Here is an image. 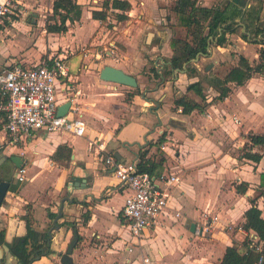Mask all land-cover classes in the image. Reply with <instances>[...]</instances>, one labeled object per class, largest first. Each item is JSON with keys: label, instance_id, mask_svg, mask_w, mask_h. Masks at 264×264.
Masks as SVG:
<instances>
[{"label": "crops", "instance_id": "obj_1", "mask_svg": "<svg viewBox=\"0 0 264 264\" xmlns=\"http://www.w3.org/2000/svg\"><path fill=\"white\" fill-rule=\"evenodd\" d=\"M20 1L23 10L33 2ZM103 1L76 0L81 5L80 18L66 21L65 32L48 31V48L36 59L27 60L20 56L23 53L9 49L5 41L12 25L0 39V60L14 59L23 65L38 62L46 52L59 53L82 46L87 50V43L96 46L89 48L91 52L84 58L78 54L67 59L70 71L79 80L85 136L35 132L25 145L12 146L6 142L8 135L0 113V181L9 182L0 205L3 240L11 244L17 237L27 235L29 228L40 241L46 235L47 248H41L45 254L30 264H63L60 257L67 251L75 231L78 240L70 254L72 264H141L143 257L149 258L148 264H199L202 258L205 264H216L227 246L240 245L246 236L255 233L241 226L244 211L252 201L264 217V197L260 194L264 187L259 186V175L264 172V151L261 146H253L252 151L261 152L257 162L240 156L247 149L249 134H264V74L253 72L242 85L229 83L231 90L220 100H213L218 91L208 80L222 79L240 57L251 65L259 61L262 44L257 38L261 33L255 36V30L264 29V7L259 19L250 24L247 39L241 36L242 25L235 32L226 33L224 43L216 44L214 39L208 54L192 59L197 75L187 74L185 68H175L171 75L156 83L148 69L149 62L160 64L161 72L162 57L170 58L176 53L171 39L186 36L185 27L178 24L170 8L173 0H129L131 9L123 21L113 17L104 21L93 18L92 11L101 9ZM221 1L218 4L221 7L228 2ZM197 3L213 6V0H197ZM251 4L249 0L247 6ZM52 6L50 0L49 11L53 15ZM21 23L25 31L28 25ZM118 23H125L126 27L113 38L107 36ZM137 23L138 29L132 28L131 36L126 35L129 27ZM145 29L152 31V37L140 46ZM117 41L123 45L122 59L109 64L134 75L139 91L133 93L136 87L106 81L113 92L100 99L96 96L99 84H93V76L86 77L88 69L80 63L88 62L93 56L100 60L102 53L118 52L112 47H117ZM51 42L60 47L56 46L54 51ZM199 79L205 100L188 89L190 83ZM93 85L94 93L84 88L92 89ZM122 91L133 95L124 100ZM184 95L205 104L203 110L182 113L174 100ZM151 100H159L158 107H153ZM160 136L163 140L157 143ZM89 139L101 142L103 150H88ZM61 145L70 152L55 160L53 155ZM155 147L164 161L155 173H148L159 176L171 172L179 175L180 180L169 187L167 209L160 222L136 238L130 234L122 212L128 191L118 184L103 157L111 153L137 166L141 150L147 149L146 157H149L156 152ZM11 156H18L19 164ZM20 167L25 168L22 181L15 177ZM242 182L247 184L246 190L239 193L236 187ZM60 205L62 211L55 227L53 221ZM177 212L179 216L175 215ZM206 218H211V223L202 233L190 229L192 223L201 225ZM32 244L29 239L28 250H32Z\"/></svg>", "mask_w": 264, "mask_h": 264}, {"label": "trees", "instance_id": "obj_2", "mask_svg": "<svg viewBox=\"0 0 264 264\" xmlns=\"http://www.w3.org/2000/svg\"><path fill=\"white\" fill-rule=\"evenodd\" d=\"M248 2L249 0H228L224 7L218 4L207 7L197 3V0H173L170 8L175 13L178 24L185 27L186 36L171 39V46L176 53L170 58L162 57L164 67L161 72L158 71L160 64L155 66L152 61L150 71L157 79L156 83L160 82L163 77L171 75L172 70L175 68H185L187 74L197 75L198 71L193 66L192 59L200 54H208V47L214 39L216 44L220 45L226 41V33L235 32L242 25L244 30L241 32V36L247 39V30L250 24L259 19V14L264 7V0H261L259 8H255L252 4L247 6ZM52 8L53 17L56 19L46 25L49 32H65L67 30L66 21L73 22L78 20L81 15V5L76 0H53ZM130 9L131 3L129 0H104L101 9L92 11V17L101 21L106 20L107 17L123 21L128 18L127 12ZM259 33H261V37H258L257 41L262 44L259 49V61L251 65L246 58L240 57L238 64L233 66L222 79H209L210 85L218 91V95L214 96L213 100H220L229 93L231 90L229 83L242 85L251 77L253 72L264 74V29L256 28L255 36ZM188 89L194 90L205 100L200 79L190 83ZM135 90L133 93H138L139 88L136 87ZM174 104L180 107L181 112L184 114H188L194 109L201 111L205 105L197 103L185 95L176 98ZM248 138L247 149L242 151L240 156L257 162L261 158V152L252 151V148L253 146H261L262 151H264V134L251 133ZM162 140L163 137L160 136L157 143ZM68 152H70V149L65 145H61L55 151L53 158L56 160L58 157L65 156ZM146 153L147 149H143L139 153L137 169L151 174L155 173L162 165L164 158L155 154L146 157ZM259 180V186L264 187V172L260 173ZM246 186L247 184L242 182L236 187L237 192L244 193ZM260 194L264 197V191H261ZM244 218L245 220L241 226L247 231L252 230L256 233L258 241L261 242L260 252L255 251L250 237L246 236L240 245L227 246L222 258L216 264H264V217L261 215V210L257 207L255 201H252L244 211ZM29 239L33 242L32 250H28L27 247ZM0 245H6L9 252L17 258L20 264H30L36 256L45 254L43 249L46 250L47 248V236L44 235L40 241V238L36 237V233L29 228L27 235L17 237L11 244H5L3 232L0 231Z\"/></svg>", "mask_w": 264, "mask_h": 264}, {"label": "built area", "instance_id": "obj_3", "mask_svg": "<svg viewBox=\"0 0 264 264\" xmlns=\"http://www.w3.org/2000/svg\"><path fill=\"white\" fill-rule=\"evenodd\" d=\"M21 12L23 5L20 0H0V39ZM78 49L85 50V47ZM74 51L46 52L44 58L30 65L20 64L14 59L0 60V113L8 135L7 144L23 146L35 132H69L74 136H85L79 80L67 63ZM66 102H69L66 113L58 115V107ZM164 147L161 146L162 149ZM87 148L100 152L103 145L89 139ZM103 162L118 184L128 191L122 212L130 234L138 238L146 228L160 222L167 209L169 187L179 182L180 177L171 172L153 176L139 171L134 162L121 161L111 153L105 154ZM15 177L22 181L25 168L17 169ZM210 223L211 218H206L201 225L195 226V233H202ZM250 239L255 251L260 252L261 243L257 242V235L252 233ZM148 263L149 258L143 257L141 264Z\"/></svg>", "mask_w": 264, "mask_h": 264}, {"label": "rangeland", "instance_id": "obj_4", "mask_svg": "<svg viewBox=\"0 0 264 264\" xmlns=\"http://www.w3.org/2000/svg\"><path fill=\"white\" fill-rule=\"evenodd\" d=\"M251 1H252V6H254L255 8L260 7L261 0H251ZM49 3H50V0H35V1L33 0V2L30 5H28V7L25 6L23 12H21L15 18V21L12 24L13 27H11L9 30L10 35L8 34V36H6L8 38L5 41L7 46H10L9 49H11L12 52L17 50L19 53H23V54H20V56H24V58H26L27 60H32V59L38 58L40 54H42V52L45 50V48L46 47L48 48V43H49V41L47 40V38L49 37L47 34L48 31H43V30L44 28H46V25L49 22H54L56 19L55 17H53L52 12L49 11ZM220 3H222L221 0H213V5L220 4ZM22 21L24 24L26 23L28 25L25 31L21 23ZM137 24H138L137 26L134 25V26L129 27L131 29L125 32V34L131 36L132 28L137 30L138 29L137 27L140 26L139 23ZM124 27H126L125 23H118L117 28H112L111 31L108 32L107 36H110L111 38L117 36V33H121ZM151 37H152V31L150 29H145L142 33V38L139 40V45L141 46L143 45V43L144 44L147 43L148 41H150ZM52 41H55V39H52ZM50 44L54 51H55V48H57L56 46L60 47L59 44L54 45L52 44V42ZM119 44L120 43H118L117 41L116 42L117 47L112 46L113 49H117L118 52H113V54L110 53L109 55L102 53V58L100 60H98V58H95L93 56L90 58V60H87L88 62L81 61L80 63L81 66L85 64L86 69H88V71L85 72L86 77H88L89 75L93 76L94 78L93 84L94 85L99 84L97 86L98 90H97L96 96L100 97V99L101 98L105 99V96L108 95V93L113 92L112 91L113 89L110 87L109 85L110 83H107L106 81H102L99 78V71L102 68V66H104L105 64H109L110 62H113V63L120 62V60L122 59L120 51H121V46L123 45L122 44L119 45ZM94 47H96L94 44L87 43L86 44L87 50H80L76 47L70 48V50H75V51L73 54L69 56V58L71 56H76L78 54H80L82 58H84L86 57L87 53L91 52L89 48L93 49ZM34 61H37V60H34ZM150 66H152V61L149 62V67H148L149 70H150ZM159 69L161 70V66H159ZM94 85L92 89L90 88L88 89L87 87H84V88L86 90H89V93H94L96 91L94 90L95 89ZM135 91L136 90L134 89L133 92ZM116 93L118 94L119 92H116ZM122 93L124 92L122 91L121 94ZM130 95H133V93L125 92L122 98L124 100H129ZM151 105H154V103ZM158 147L153 148V149H156V152L154 154L157 156H161L162 153L160 152ZM209 214H213V212H210ZM201 255H205V254H201ZM205 262L206 261H204V259L202 258L199 261V264H205Z\"/></svg>", "mask_w": 264, "mask_h": 264}, {"label": "water", "instance_id": "obj_5", "mask_svg": "<svg viewBox=\"0 0 264 264\" xmlns=\"http://www.w3.org/2000/svg\"><path fill=\"white\" fill-rule=\"evenodd\" d=\"M177 71H178V69H177ZM99 78L103 81H109V82H114V83H118V84H123V85L133 87V88L137 87V85H138L137 79L134 75L129 74V73L125 72L123 69L116 67V66H113V65H110V64H106L100 69ZM147 90H148V88L145 89L144 94ZM151 101L155 104L153 107H158L159 100H151ZM68 106H69V102H66V103L60 105L58 107L57 114L58 115L65 114ZM116 155L118 156L119 154L116 153ZM11 159L16 164H19L20 158L18 156H11ZM8 186H9L8 180H1L0 181V205L3 201L5 193L8 189ZM61 211H62V205H60L59 212L53 221V224L55 227H58L56 221H57V218L60 216ZM190 229L191 230L195 229L194 223L191 224ZM48 235H49V237H48V242H49V239L51 237L50 231H49ZM77 240H78V235H77V232L75 231L74 236H73V238H72V240L68 246L67 251L65 253H63L60 257L61 263L72 264V259L70 257V254L72 253L73 247L75 246V243L77 242ZM3 257H4L6 262L4 261ZM39 257H40L39 255L36 256V258H39ZM12 259H13V261L9 262ZM0 264H20V263L18 262L17 258L9 252L8 247L6 245H2V246H0Z\"/></svg>", "mask_w": 264, "mask_h": 264}, {"label": "flooded vegetation", "instance_id": "obj_6", "mask_svg": "<svg viewBox=\"0 0 264 264\" xmlns=\"http://www.w3.org/2000/svg\"><path fill=\"white\" fill-rule=\"evenodd\" d=\"M11 261H13V259H12V260H10L9 262H11Z\"/></svg>", "mask_w": 264, "mask_h": 264}]
</instances>
